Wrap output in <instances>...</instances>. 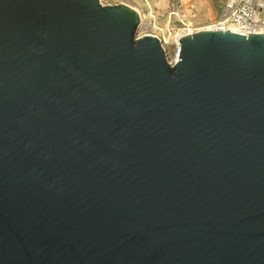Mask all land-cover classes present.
I'll list each match as a JSON object with an SVG mask.
<instances>
[{
    "label": "water",
    "instance_id": "water-1",
    "mask_svg": "<svg viewBox=\"0 0 264 264\" xmlns=\"http://www.w3.org/2000/svg\"><path fill=\"white\" fill-rule=\"evenodd\" d=\"M140 29L0 0V264H264V33Z\"/></svg>",
    "mask_w": 264,
    "mask_h": 264
},
{
    "label": "rangeland",
    "instance_id": "rangeland-1",
    "mask_svg": "<svg viewBox=\"0 0 264 264\" xmlns=\"http://www.w3.org/2000/svg\"><path fill=\"white\" fill-rule=\"evenodd\" d=\"M225 0H99L102 6L125 4L135 8L145 25L151 23L152 31L141 29L137 38L159 37L167 62H174L175 48L172 37L182 29L205 30L220 18Z\"/></svg>",
    "mask_w": 264,
    "mask_h": 264
},
{
    "label": "built area",
    "instance_id": "built-area-1",
    "mask_svg": "<svg viewBox=\"0 0 264 264\" xmlns=\"http://www.w3.org/2000/svg\"><path fill=\"white\" fill-rule=\"evenodd\" d=\"M141 27L146 31L154 29L151 23L145 25L142 17ZM208 29L223 32L230 31L243 36L262 34L264 33V2L260 0H225L219 20ZM196 31L187 28L174 33L172 37V44L175 48L174 62L179 55V39ZM157 38L161 41L159 37Z\"/></svg>",
    "mask_w": 264,
    "mask_h": 264
},
{
    "label": "crops",
    "instance_id": "crops-1",
    "mask_svg": "<svg viewBox=\"0 0 264 264\" xmlns=\"http://www.w3.org/2000/svg\"><path fill=\"white\" fill-rule=\"evenodd\" d=\"M260 1H263L264 2V0H260ZM131 8H133L132 6H130ZM134 10H135V8H133Z\"/></svg>",
    "mask_w": 264,
    "mask_h": 264
}]
</instances>
